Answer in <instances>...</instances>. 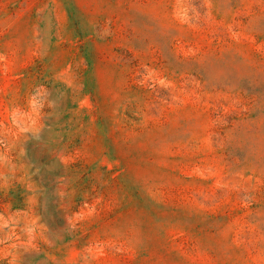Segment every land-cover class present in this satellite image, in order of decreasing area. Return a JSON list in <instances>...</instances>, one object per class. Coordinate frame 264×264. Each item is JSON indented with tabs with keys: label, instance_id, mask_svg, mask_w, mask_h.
Here are the masks:
<instances>
[{
	"label": "rangeland",
	"instance_id": "obj_1",
	"mask_svg": "<svg viewBox=\"0 0 264 264\" xmlns=\"http://www.w3.org/2000/svg\"><path fill=\"white\" fill-rule=\"evenodd\" d=\"M0 264H264V0H0Z\"/></svg>",
	"mask_w": 264,
	"mask_h": 264
}]
</instances>
